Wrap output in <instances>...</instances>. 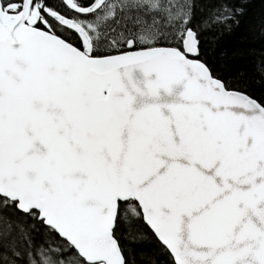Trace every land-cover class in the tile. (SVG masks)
Returning <instances> with one entry per match:
<instances>
[{
  "label": "snow or ice",
  "instance_id": "obj_1",
  "mask_svg": "<svg viewBox=\"0 0 264 264\" xmlns=\"http://www.w3.org/2000/svg\"><path fill=\"white\" fill-rule=\"evenodd\" d=\"M237 11L0 0V264H264V99L202 51Z\"/></svg>",
  "mask_w": 264,
  "mask_h": 264
},
{
  "label": "trees",
  "instance_id": "obj_2",
  "mask_svg": "<svg viewBox=\"0 0 264 264\" xmlns=\"http://www.w3.org/2000/svg\"><path fill=\"white\" fill-rule=\"evenodd\" d=\"M226 3L238 10L231 28L216 26L202 36V51L208 63L232 85H247L250 95L264 99V0H197V19L201 14ZM136 264H147L155 257L153 242L134 245ZM160 259H163L160 257Z\"/></svg>",
  "mask_w": 264,
  "mask_h": 264
}]
</instances>
